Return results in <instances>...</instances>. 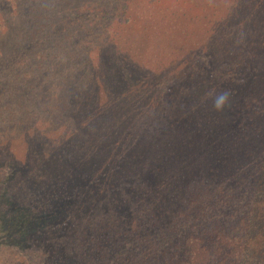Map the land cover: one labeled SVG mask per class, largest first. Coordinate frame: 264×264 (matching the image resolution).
Masks as SVG:
<instances>
[{"label": "trees", "instance_id": "1", "mask_svg": "<svg viewBox=\"0 0 264 264\" xmlns=\"http://www.w3.org/2000/svg\"><path fill=\"white\" fill-rule=\"evenodd\" d=\"M38 1V23L22 41L8 37L0 68L59 64L49 49L61 35L69 55L91 46L96 61L67 81V131L53 150L32 129L21 156L0 155V233L18 245L8 264H94L84 254L96 232L92 246L80 239L101 224L107 237L131 235L136 264H150L154 233L202 214L212 192L225 203L245 188L259 197L235 231L188 236L180 262L264 264V0H60L54 14ZM190 37L199 50H188ZM155 91L160 102L134 122L130 99ZM248 109L260 137L246 139Z\"/></svg>", "mask_w": 264, "mask_h": 264}, {"label": "rangeland", "instance_id": "2", "mask_svg": "<svg viewBox=\"0 0 264 264\" xmlns=\"http://www.w3.org/2000/svg\"><path fill=\"white\" fill-rule=\"evenodd\" d=\"M13 0H0V50L8 48V44L12 39L8 37L15 35L18 42L22 41V35L28 30L29 27L36 25L38 22L33 23L32 20L37 19L36 10L39 5L38 0H23L20 1V10L17 14H11L8 8L11 6ZM50 1V12L55 13L59 7L60 0H47ZM193 10V9H192ZM66 13L64 12V15ZM10 21L13 22L10 25ZM43 20H40L42 22ZM9 24L10 26L7 27ZM22 27V30L16 31L15 28ZM19 33V34H16ZM63 35L58 37L55 41L50 43L49 51H53L50 55L59 53L58 57L54 61L60 63L52 64L50 67L41 65L37 69V66L24 65L16 70L7 71L0 68V155L10 156L15 154L22 155L24 140L20 137L25 134V131L32 132V129L41 131L40 140L44 141L46 147L51 146L50 149L55 148V142L62 139V135L67 131L66 111L65 106L68 103L67 97V81L72 79L76 73L91 60H96V50L94 47L81 45L76 47V51H71L68 54L67 45L68 42L60 39ZM264 36V35H263ZM13 39V40H14ZM75 40L76 38H71ZM195 38L190 37V45L188 50L196 51L200 49L202 40L194 41ZM78 43L81 42V38L78 37ZM66 50L64 51V47ZM94 46H96L94 44ZM236 53V50L232 54ZM2 54H0V60ZM68 57L70 59L68 60ZM207 58L202 55L200 62ZM64 63V64H62ZM264 68L262 64L261 68ZM197 72V69L194 70ZM198 73V72H197ZM32 75V81L29 76ZM39 84V89L37 84ZM160 88V86L158 87ZM157 88V89H158ZM159 93L157 91L151 93V95L139 96L134 95L130 102L134 104L135 111L132 112V119L137 121L139 113L142 111L154 109L156 100L160 102L156 96ZM169 106V104H168ZM264 102L257 103V108L262 109ZM141 116V115H140ZM143 116V114H142ZM245 124H250L247 134L248 138L260 137L262 132L259 126V121L255 120L251 112L248 109V113L244 116ZM153 125L159 126L153 119L151 121ZM9 139L10 145L5 147V151L2 148L3 143ZM245 139V140H246ZM1 175H5L8 172L6 164L0 165ZM108 183H114V179H104ZM131 182H137L131 180ZM214 188L209 191L212 192ZM219 195L217 192H212L210 199L208 200V207L202 214L191 213L186 217L178 220L174 223L168 231L156 232L153 234V239L156 245L154 255L149 259L150 264H181V259L184 256L186 240L188 236L192 234L213 232L214 230H222L228 233L235 231L239 222L241 214L249 207L251 202L259 197L258 194L248 190L242 189L238 193L231 196L228 202L218 201ZM97 211L94 209L93 212ZM97 215V212L95 213ZM82 220V223L89 224L90 220L87 217ZM86 220V221H85ZM97 222H99L97 220ZM103 224L98 228L88 226L84 227L82 233L84 237L80 239V242H84L85 245H91L93 243L92 236L95 233L94 243L91 250L87 249L84 256L87 258V254L92 257L94 264H136V260L139 254V247L132 239L131 235L119 236V238L107 237L104 231ZM97 229V231H96ZM34 244V243H33ZM25 245V244H24ZM18 245L13 244V240L9 237V233L2 229L0 233V264H8L17 257L13 251H18ZM23 251V247H20ZM170 262V263H169ZM242 264H258L256 262L244 261Z\"/></svg>", "mask_w": 264, "mask_h": 264}, {"label": "clouds", "instance_id": "3", "mask_svg": "<svg viewBox=\"0 0 264 264\" xmlns=\"http://www.w3.org/2000/svg\"><path fill=\"white\" fill-rule=\"evenodd\" d=\"M226 100H227V95L226 94L222 93V94L218 95L216 97V99H215L214 107L217 110L221 109L224 106Z\"/></svg>", "mask_w": 264, "mask_h": 264}]
</instances>
